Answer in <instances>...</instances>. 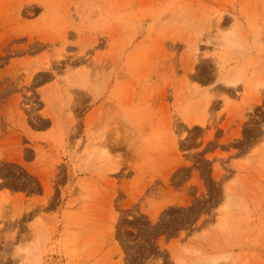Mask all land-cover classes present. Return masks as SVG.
Here are the masks:
<instances>
[{
    "label": "rangeland",
    "instance_id": "374dc122",
    "mask_svg": "<svg viewBox=\"0 0 264 264\" xmlns=\"http://www.w3.org/2000/svg\"><path fill=\"white\" fill-rule=\"evenodd\" d=\"M0 264H264V0H0Z\"/></svg>",
    "mask_w": 264,
    "mask_h": 264
},
{
    "label": "bare ground",
    "instance_id": "6f19581e",
    "mask_svg": "<svg viewBox=\"0 0 264 264\" xmlns=\"http://www.w3.org/2000/svg\"><path fill=\"white\" fill-rule=\"evenodd\" d=\"M232 40V39H231ZM223 43V42H222ZM231 77V76H230ZM225 78V77H224ZM255 81H257V80H255ZM239 82V79H237L236 77H231V78H229V79H224L223 80V83H225L226 85H228V86H232V87H235L236 86V84ZM255 83V82H254ZM224 84V85H225ZM256 85V87L258 88L259 87V83L257 82V84H255ZM201 104V103H200ZM206 105H207V103H206ZM206 105H205V107H206ZM192 118V117H191ZM191 120V119H190ZM189 120V121H190ZM188 121V123H189V126H191L192 124H194L196 121V123H198V124H200L201 126H203V124L204 123H202V119L200 118V119H198V120H194V121H190L189 122ZM225 258V257H224ZM22 259V258H21ZM219 259H221V258H219ZM219 259H213L211 262H216L217 260H219Z\"/></svg>",
    "mask_w": 264,
    "mask_h": 264
}]
</instances>
